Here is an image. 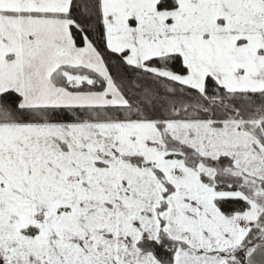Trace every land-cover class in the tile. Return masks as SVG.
<instances>
[{"label":"snow or ice","instance_id":"snow-or-ice-1","mask_svg":"<svg viewBox=\"0 0 264 264\" xmlns=\"http://www.w3.org/2000/svg\"><path fill=\"white\" fill-rule=\"evenodd\" d=\"M0 264H264V0H0Z\"/></svg>","mask_w":264,"mask_h":264}]
</instances>
